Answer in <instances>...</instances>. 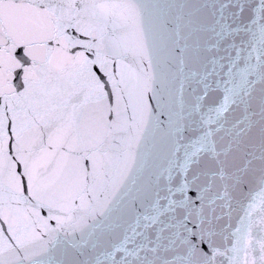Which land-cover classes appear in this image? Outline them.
Returning <instances> with one entry per match:
<instances>
[{
  "label": "snow or ice",
  "instance_id": "obj_1",
  "mask_svg": "<svg viewBox=\"0 0 264 264\" xmlns=\"http://www.w3.org/2000/svg\"><path fill=\"white\" fill-rule=\"evenodd\" d=\"M0 264H264V0H0Z\"/></svg>",
  "mask_w": 264,
  "mask_h": 264
}]
</instances>
